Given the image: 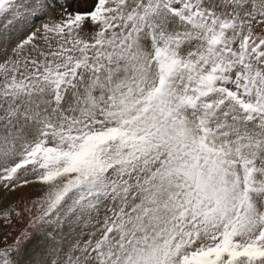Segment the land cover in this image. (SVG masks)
<instances>
[{"label": "snow or ice", "instance_id": "obj_1", "mask_svg": "<svg viewBox=\"0 0 264 264\" xmlns=\"http://www.w3.org/2000/svg\"><path fill=\"white\" fill-rule=\"evenodd\" d=\"M0 264H264V0H0Z\"/></svg>", "mask_w": 264, "mask_h": 264}]
</instances>
